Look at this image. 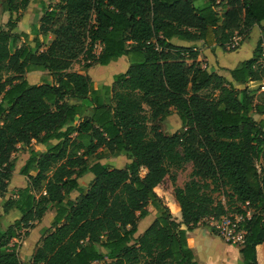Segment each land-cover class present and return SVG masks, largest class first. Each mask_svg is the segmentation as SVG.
I'll list each match as a JSON object with an SVG mask.
<instances>
[{"label": "trees", "instance_id": "obj_1", "mask_svg": "<svg viewBox=\"0 0 264 264\" xmlns=\"http://www.w3.org/2000/svg\"><path fill=\"white\" fill-rule=\"evenodd\" d=\"M34 2L43 11L29 41L13 31ZM194 3L0 0L9 16L0 25V198L16 166L13 154L29 151L20 169L27 186L2 204L4 215L15 210L21 218L0 225V264H21L11 242L53 209L52 228L29 264H197L186 232L205 219L242 213L244 205L252 216L243 225V262L264 264V40L227 70L230 80L202 67L195 46L171 43L234 52L235 39L240 46L255 27L264 33V0ZM121 57L128 69L95 90L86 71ZM32 70L47 79L30 85ZM249 83H263V90L234 86ZM172 111L184 130L165 135L161 124ZM119 155L130 161L123 169L102 163ZM188 164L190 179L178 187L176 173ZM87 172L93 178L82 190L78 181ZM216 191L225 203L214 200ZM152 210L155 219L135 237Z\"/></svg>", "mask_w": 264, "mask_h": 264}, {"label": "rangeland", "instance_id": "obj_2", "mask_svg": "<svg viewBox=\"0 0 264 264\" xmlns=\"http://www.w3.org/2000/svg\"><path fill=\"white\" fill-rule=\"evenodd\" d=\"M196 7H203L206 6L208 3V0H194ZM56 4V1L49 3L48 1L45 2L46 7L47 6H53ZM219 11V10H218ZM221 12V11H220ZM1 14V13H0ZM42 17V13L39 11V4L34 2L33 5L29 6L28 9L25 12L20 13V22L17 24L16 29L13 31L16 34H27L29 37V41H32L35 36L38 34L39 26H40V19ZM7 18V17H6ZM6 19H2V22H4ZM8 20V19H7ZM7 21H5L6 23ZM5 23H3L5 25ZM264 24V23H263ZM251 34V33H250ZM262 38L264 40V33L262 34V30L259 27H255L253 29V35L250 36V39H248L243 46L242 43L240 46H237V49L234 52H231L230 54H226L225 56L220 55V58L218 62L221 64L222 67H219L217 64H212V61L208 56H204L201 58L200 63L202 64V67L207 68L208 70H214L218 74L224 76L227 80L229 79V75L227 73L228 68H234V66L240 64L242 61L248 60L251 58L252 53L256 47V41ZM22 42V39L19 41V44ZM206 50V49H205ZM99 51V49H97ZM210 51V50H208ZM126 60V62H125ZM118 59L116 61H112L109 65L101 67V66H93L92 69H89L86 71L88 76L91 78L93 82V88L100 89L103 85H110L113 81V77L118 74H122L126 71L128 60L127 59ZM125 63H124V62ZM82 64L80 61L75 63L73 65V71L79 72L82 71L81 69ZM26 77L28 78V82L30 85H34L37 83H40L41 81H44L47 79L46 75H44L40 71L32 70L29 73L26 74ZM263 83H249L246 85H238L235 84V88L238 90L241 89H248L250 93H255L257 90L262 91L263 88L261 87ZM253 118L255 121L259 122L262 120V117L253 115ZM161 130L165 135H172L174 133H181L184 130L183 124L178 118L177 114L172 111L169 113V115L164 119V121L161 124ZM31 150L35 152H43L45 153L48 148L41 145H32ZM29 157V151L27 150H18L15 154H13V158L16 159V166L13 170L11 177L13 178L11 181H9L8 189L11 190L12 187L15 185H23L24 181L27 182V178L22 176L20 174V169L25 164L26 160ZM102 163H107L109 166L123 169L127 164L130 163V161L124 156H114L106 161H103ZM191 173V165H186L181 171L177 172V181L176 185L178 187H183L185 183L189 181V176ZM93 176L91 173L87 172L84 174V176L79 179V186L82 188V190H86L90 181L92 180ZM13 183V184H12ZM5 195V198H0V225L2 229H7L9 226H12L14 221L17 219H20L21 216L19 213L12 215L11 213L8 214L7 217H4L3 211H2V204L5 201V199L8 196V191ZM17 189V187H15ZM214 200L221 201L222 203H225L226 199L221 191H216L214 193H211ZM78 196L77 193L72 194V199L76 198ZM166 199L171 204L172 209V217L174 220H181L180 212L178 209L174 206L171 196H167ZM2 202V203H1ZM45 214V217H43V221L35 224V227H38L36 231L32 233V230L28 231V236H24V230L18 232V237L15 238L11 242V246H16V250L19 255V259L21 261V264H29L31 261V258L34 254V251L37 247V244L39 242L38 237L43 233V235L46 234L47 231L51 230L52 221L55 216V210L48 211ZM3 216V217H2ZM155 219V211H151V214L146 217L143 220H140L137 223V229L141 232L144 231L149 227V225L153 222ZM207 222H202L203 225H207ZM208 226V225H207ZM209 227V226H208ZM137 235L135 234V237Z\"/></svg>", "mask_w": 264, "mask_h": 264}, {"label": "crops", "instance_id": "obj_3", "mask_svg": "<svg viewBox=\"0 0 264 264\" xmlns=\"http://www.w3.org/2000/svg\"><path fill=\"white\" fill-rule=\"evenodd\" d=\"M31 5H33V3H31L29 6H31ZM44 6H46V5H44ZM218 10L220 12V9H218ZM39 11L41 13L43 11L41 4H39ZM0 13H1L0 14V25L4 26L3 23H5V21H7L9 16L6 13H2L1 7H0ZM4 17L6 20L4 22H2V19H4ZM263 23L264 22H262V24H261L262 28H264ZM252 35H253V29H252L251 34L249 35L248 39H250V36L252 37ZM248 39L244 40L241 46H243ZM257 42H258V40L256 41V44H257ZM171 43L175 46H180V47L195 46L196 51H198V54H199L198 59H197L198 61H201V58H203L204 56H206V57L208 56V58H210V60L212 61V64H215V65L217 64L219 67H222L221 64L218 62V60L220 58V55L225 56L226 54L222 53L221 52L222 50L219 47H215L213 49H209V48L207 49V48H204L202 46L201 42L192 43V42H185V41H180V40H175V39L172 40ZM208 50H210V51H208ZM227 54H230V53H227ZM119 59L125 60L127 58L121 57ZM125 62H126V60H125ZM128 67H129V64L127 65V69H128ZM235 67H236V65L234 66V68ZM92 68L93 67H91L90 69H92ZM228 69L231 70V69H233V67L228 68ZM26 79L28 81L27 77H26ZM95 90H97V89H95ZM38 153H43V152H38ZM12 179L13 178L11 177V180ZM26 186H27L26 181H24L23 185H21V186H19V185L15 186L14 185L11 190L8 189V191H9L8 196L9 197H7L5 200H7L10 197H13V195L15 194V192L18 189L24 188ZM15 187H17V189H15ZM9 213L14 215V214H17L18 212L14 210V211H10ZM8 214L3 215V216L7 217ZM46 214H49V213H46ZM43 219L41 220V222L43 221ZM177 222H181V220H177ZM37 229H39V228L35 227L34 229H32V233L34 231H36ZM182 229H185L184 226H182ZM144 231L140 232L137 229V232H136L137 236L136 237H140ZM42 236H43V233L41 235H39L38 240L41 239ZM186 244H187V247L191 250L193 257H194V261L197 262V264H244L242 255L240 253L241 248L226 244L219 236L215 235L207 225L200 224L196 228H194L193 230L186 232Z\"/></svg>", "mask_w": 264, "mask_h": 264}, {"label": "built area", "instance_id": "obj_4", "mask_svg": "<svg viewBox=\"0 0 264 264\" xmlns=\"http://www.w3.org/2000/svg\"><path fill=\"white\" fill-rule=\"evenodd\" d=\"M238 39H235L229 46V49H235L238 46ZM259 172V166H257ZM242 213H228L218 219L208 218L203 222L209 226L214 234L219 236L226 244L242 247L245 242L246 232L243 227L244 223L252 216V211L247 205L242 206Z\"/></svg>", "mask_w": 264, "mask_h": 264}]
</instances>
